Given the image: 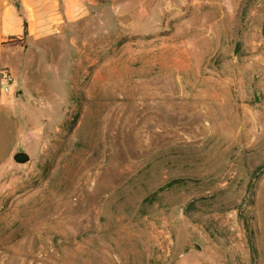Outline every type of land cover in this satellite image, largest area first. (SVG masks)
I'll return each instance as SVG.
<instances>
[{"label":"rangeland","instance_id":"374dc122","mask_svg":"<svg viewBox=\"0 0 264 264\" xmlns=\"http://www.w3.org/2000/svg\"><path fill=\"white\" fill-rule=\"evenodd\" d=\"M107 5L10 41L0 264H264V0Z\"/></svg>","mask_w":264,"mask_h":264},{"label":"crops","instance_id":"0c3cea01","mask_svg":"<svg viewBox=\"0 0 264 264\" xmlns=\"http://www.w3.org/2000/svg\"><path fill=\"white\" fill-rule=\"evenodd\" d=\"M101 2L108 3V10L125 13L152 0H0V66H14L13 52L22 43L40 49L47 40L63 39L68 33L66 38L72 40L79 26L93 19L92 11ZM11 39L18 46H10Z\"/></svg>","mask_w":264,"mask_h":264},{"label":"built area","instance_id":"2783aa9c","mask_svg":"<svg viewBox=\"0 0 264 264\" xmlns=\"http://www.w3.org/2000/svg\"><path fill=\"white\" fill-rule=\"evenodd\" d=\"M12 75L6 67L0 68V92L7 93L11 89Z\"/></svg>","mask_w":264,"mask_h":264},{"label":"water","instance_id":"95a60500","mask_svg":"<svg viewBox=\"0 0 264 264\" xmlns=\"http://www.w3.org/2000/svg\"><path fill=\"white\" fill-rule=\"evenodd\" d=\"M12 157L18 163H24L29 159V155L25 151H16Z\"/></svg>","mask_w":264,"mask_h":264}]
</instances>
